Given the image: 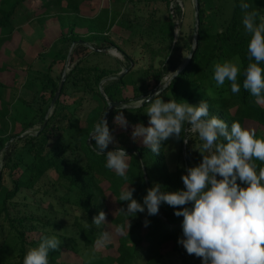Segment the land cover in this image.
I'll list each match as a JSON object with an SVG mask.
<instances>
[{"label":"trees","instance_id":"obj_1","mask_svg":"<svg viewBox=\"0 0 264 264\" xmlns=\"http://www.w3.org/2000/svg\"><path fill=\"white\" fill-rule=\"evenodd\" d=\"M135 1L142 0H131ZM161 1L169 10L166 16L160 15L157 9L149 15L140 14L133 7L128 13L109 7L97 10L92 6L95 0H14L7 8L0 6V56L6 52L13 60L4 61L0 73L11 66L31 70L41 57L39 51L31 58V54L25 53L20 46L13 51L6 47L16 37H22V27L26 24L38 22L45 49L52 43L47 37L49 23L54 19L58 20V39L69 47L75 43L74 65L66 76L52 113L49 109L59 87L51 73L52 64L47 72L37 77L43 93L36 105L19 98L14 87L0 77V153L3 154L0 264H23L25 254L38 246L42 236H55L61 241L59 249L50 252L49 264H202L201 258L187 254L177 243L183 235V217L174 215L177 209L164 203L157 215L148 216L145 209L144 213L129 218L118 211L127 208L128 202L118 200L120 192L128 185L135 189L133 198L143 203L146 190L153 183L161 184L162 190L169 192L184 189L182 175L202 161L198 151L201 141L191 132L182 133L189 137L186 157L181 149L180 162L175 168L169 165L167 151L172 144L182 146L183 138L165 141L158 155L142 142L132 139L134 125L148 126L147 105L123 109L128 121L126 129L114 122L117 108L107 111L109 101L135 105L133 103L141 97L153 94L165 76L180 68L182 61L179 63L177 53L186 50L190 54L194 40L176 36V18L170 12L172 0ZM213 2L218 29L215 32L206 30L204 0H198L200 25L195 50L183 70L164 89L162 98L171 95V99L180 101L179 85L194 84L198 95H185L192 105L204 100L209 105L210 116H217L229 126L237 121L243 128L254 130L257 138H264V104L256 103L243 88L250 37L244 29L240 8L242 2L248 3L251 5L248 11H257L264 16V0ZM85 6L97 10L96 14L91 17L81 15ZM176 12L182 15L180 7ZM116 25L124 33L114 38L110 33ZM85 43L98 49H118L128 61L127 67L120 58L92 51ZM132 44L140 48L139 52L147 53L146 69H134L137 56L126 50ZM82 51H85L83 55ZM234 60H238L240 66L237 82L241 90L238 94L231 92L227 81L224 86L217 87L212 78L215 63ZM124 69L128 72L120 79L109 80ZM67 97H73V101L69 103ZM86 103L90 104V109L81 125L80 109ZM103 116L114 137V143L109 144L106 151L122 147L129 156L126 180L105 166L106 156L97 155L89 146L95 142L88 141V134ZM37 122L41 123L39 129L22 136ZM24 191L33 193L34 200L39 199L40 203L18 202L16 199L22 197ZM23 197L27 199V196ZM100 211L106 213V223L97 227L92 224V219ZM145 219L149 221L147 227L144 226ZM120 227L124 228L123 232L118 230ZM103 232L109 233L110 242H100ZM98 243L102 247H98Z\"/></svg>","mask_w":264,"mask_h":264},{"label":"clouds","instance_id":"obj_2","mask_svg":"<svg viewBox=\"0 0 264 264\" xmlns=\"http://www.w3.org/2000/svg\"><path fill=\"white\" fill-rule=\"evenodd\" d=\"M250 7L248 3L240 4L242 23L250 37L243 88L256 103L264 104V67H261L264 63V16L248 11ZM178 74L174 72L171 83ZM239 74V61H225L214 64L212 78L217 87L224 86L227 81L231 92L238 94L241 90L237 82ZM161 85L154 94L141 97L135 103L137 108L147 105L145 114L149 119L148 126L142 123L133 126L132 139L158 155L170 138H183L187 144L189 137L182 133L191 132L201 141L198 151L202 161L182 175L184 189L169 192L162 190L161 184L153 183L146 190L143 203L133 198L135 189L128 185L120 192L118 200L128 202L127 208L118 211L129 218L146 209L148 216H154L166 203L177 209L175 216L183 217V235L177 243L187 254L201 258L202 264H264V138H257L254 130L243 128L237 121L229 126L217 116H210L209 105L204 100L198 105L176 99L165 102L162 93L168 84L161 82ZM123 109L129 110L128 106L118 107L114 122L126 129L128 121ZM89 140L95 142L89 146L97 155L106 156L105 166L126 180L129 156L122 147L106 151L109 144L114 143V137L104 116L94 124L88 134ZM255 161L261 162L260 165ZM140 162L143 166V161ZM103 223H106V213L100 211L93 217L92 224L100 227ZM148 225L145 219L144 226ZM127 227L129 230V219ZM118 230L123 232L124 228ZM100 242H110L109 233L103 232ZM60 244L55 236H42L38 246L25 254L23 264H49L50 252L57 251Z\"/></svg>","mask_w":264,"mask_h":264},{"label":"rangeland","instance_id":"obj_3","mask_svg":"<svg viewBox=\"0 0 264 264\" xmlns=\"http://www.w3.org/2000/svg\"><path fill=\"white\" fill-rule=\"evenodd\" d=\"M14 0H0V6L1 7H9L11 3ZM63 5H66V2H64ZM97 10L99 8H113V9H121L124 12H129L131 10V7L135 9L137 12L143 15H149L154 11V9H157L160 13V15L166 16L169 10L167 9L165 3H163L161 0H142V1H135L131 2V0H95V2L92 4ZM170 12L174 13L176 18V24H177V30H176V36L179 37H186L190 40H194V31H195V11H194V2L193 0H172V3L170 5ZM82 11L81 15L86 17L94 16L97 12L89 9L87 6ZM177 7L181 8L182 15L177 14L176 9ZM204 9H205V19H206V25L205 28L209 32H215V30L218 29V20L215 16V4L213 0H204ZM71 17L72 15H68V17ZM57 19L52 20L49 23V32L47 39L52 42L50 44V47L48 49H45L42 46V30L38 24V22H33L26 24L22 27L21 36L16 37L15 40L8 44L6 47L9 51H13L19 46L23 49L25 53H28L31 58H34V56L37 54L36 51L41 52V57L37 59L31 70L24 71L22 69H16L14 67H10L7 71L0 73V77L4 83L7 85L14 87L16 90L15 94L19 96V98L25 99L28 102L32 104H38L41 98V85L39 82L38 76H40V73L47 72L49 69V66L52 64V76L55 78L58 84H60L63 74H68L72 66L74 65L73 59H72V53L74 51V48L70 53L69 45L62 42L61 39H58V34L56 32L57 28ZM121 33H124L123 29L116 25L112 32L110 33L115 38L116 36L121 35ZM33 45L34 47L31 49L29 45ZM34 49V50H33ZM111 53H113L114 57L120 58L124 62V66L127 67L128 61L125 60L124 56L118 51L116 48H110L109 49ZM127 52L129 54H136L137 62L136 65H134L135 70H142L146 69L148 67L149 60L147 58V53L139 52L140 48H136L134 44L128 46L126 48ZM85 51L81 52V55H83ZM188 51L182 50L177 53V58L179 59V63H181L180 68L185 65V63L188 60ZM9 53L2 52L0 56V66L4 61H10ZM238 60H234L232 62H236ZM179 68V69H180ZM178 69V70H179ZM174 74H170L164 77L162 83H166L170 81L171 77ZM179 93L181 100L188 102L191 104L189 100H186L185 95H198V90L194 84L186 83L179 85ZM69 103L73 101V97H67L66 98ZM165 102H167L169 99H171V95L166 96L163 98ZM134 102L133 104H135ZM192 105V104H191ZM90 109V104H85L83 108L80 109L81 111V125H84V118L86 117L88 110ZM41 127V123L37 122L29 131L30 133L35 132L37 129ZM181 149L183 157H186V144L184 143L182 146L179 143L172 144L169 146V149L167 151L168 154V161L171 168H175L179 161V156L181 157ZM3 154L0 153V170L2 168L3 164ZM1 177V176H0ZM22 197H18L16 200L20 203L23 201L26 202H34V194L30 191H24L21 194ZM23 196H27V199H24ZM40 203L39 199H36ZM36 204V203H34ZM36 204V205H37ZM21 207V206H20ZM69 221V218L66 219V222ZM98 247H102L101 243H98ZM62 258L65 256L62 255ZM9 264V263H8ZM11 264V263H10Z\"/></svg>","mask_w":264,"mask_h":264},{"label":"water","instance_id":"obj_4","mask_svg":"<svg viewBox=\"0 0 264 264\" xmlns=\"http://www.w3.org/2000/svg\"><path fill=\"white\" fill-rule=\"evenodd\" d=\"M193 2H194V11H195V31H194V43H193V47H192V49H191V51H190V54H189V57H188V60H187V62L190 60V58H191V56H192V54H193V52H194V50H195V46H196V44H197V40H198V31H199V25H200V19H199V3H198V0H193ZM92 51H96V52H102V53H104V54H111V55H113V53H111V51L110 50H108V49H98V48H96V47H94V46H92V45H90V44H88V43H85ZM74 46H75V43L71 46V48H70V53L69 54H71V52H72V50H73V48H74ZM186 62V63H187ZM185 66V65H184ZM184 66L183 67H181L179 70H178V73H180L182 70H183V68H184ZM128 72V69H124L121 73H119L117 76H111V77H109V80H112V79H120L125 73H127ZM66 76H67V74L66 73H64L63 74V77H62V80H61V82H60V84H59V87H58V89H57V91H56V93H55V97H54V99L52 100V102H51V106H50V109H49V113H52L53 112V110H54V107H55V104H56V101L59 99V97H60V94H61V91H62V88H63V86H64V83H65V80H66ZM177 76V75H176ZM175 76V77H176ZM172 78V77H171ZM174 79V78H173ZM170 82H171V79H170V81H168V82H166V84H170ZM161 86L162 85H160V87L159 88H161ZM158 88V89H159ZM101 92H102V94L105 96V94H104V91H103V89L101 88ZM156 92V91H155ZM154 92V93H155ZM153 93V94H154ZM155 96L153 95V98H154ZM105 98L108 100V98L105 96ZM121 105H124V106H128V107H134L135 105H127V104H125V103H123V102H115V101H109L108 102V108H107V111L109 110V109H111V108H118V107H120ZM48 118H49V115L48 116H46V119H45V123H44V125L46 124V122H47V120H48ZM27 134H30V132H26V133H24V134H22V136L23 135H27ZM12 142V140L9 142V144ZM8 144V145H9ZM0 176H1V170H0Z\"/></svg>","mask_w":264,"mask_h":264}]
</instances>
